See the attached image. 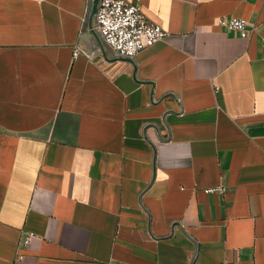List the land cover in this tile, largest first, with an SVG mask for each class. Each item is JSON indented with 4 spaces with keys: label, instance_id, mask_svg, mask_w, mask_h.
Masks as SVG:
<instances>
[{
    "label": "crops",
    "instance_id": "1",
    "mask_svg": "<svg viewBox=\"0 0 264 264\" xmlns=\"http://www.w3.org/2000/svg\"><path fill=\"white\" fill-rule=\"evenodd\" d=\"M98 1L0 0V264H264V0Z\"/></svg>",
    "mask_w": 264,
    "mask_h": 264
},
{
    "label": "built area",
    "instance_id": "2",
    "mask_svg": "<svg viewBox=\"0 0 264 264\" xmlns=\"http://www.w3.org/2000/svg\"><path fill=\"white\" fill-rule=\"evenodd\" d=\"M217 24L242 36H246L248 31V21L243 18H219ZM96 27L106 46L124 59L135 58L143 49L167 36L166 30L160 23L148 18L143 6L128 0H99ZM80 52V49L76 48L74 57ZM217 190L213 189V191ZM33 236V233L25 234L22 244H28Z\"/></svg>",
    "mask_w": 264,
    "mask_h": 264
}]
</instances>
